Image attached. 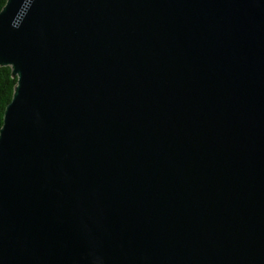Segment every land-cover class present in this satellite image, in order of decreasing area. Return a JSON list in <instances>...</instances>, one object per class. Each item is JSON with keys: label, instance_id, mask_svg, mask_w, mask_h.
Instances as JSON below:
<instances>
[{"label": "water", "instance_id": "obj_1", "mask_svg": "<svg viewBox=\"0 0 264 264\" xmlns=\"http://www.w3.org/2000/svg\"><path fill=\"white\" fill-rule=\"evenodd\" d=\"M0 264H264V0H6Z\"/></svg>", "mask_w": 264, "mask_h": 264}, {"label": "trees", "instance_id": "obj_2", "mask_svg": "<svg viewBox=\"0 0 264 264\" xmlns=\"http://www.w3.org/2000/svg\"><path fill=\"white\" fill-rule=\"evenodd\" d=\"M6 0H0V9ZM16 77L11 75L9 66H0V126L3 121V111L7 103L10 101Z\"/></svg>", "mask_w": 264, "mask_h": 264}]
</instances>
